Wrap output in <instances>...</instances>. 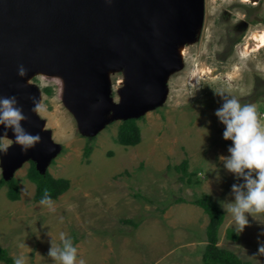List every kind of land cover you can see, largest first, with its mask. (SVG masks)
Instances as JSON below:
<instances>
[{
  "label": "rangeland",
  "instance_id": "374dc122",
  "mask_svg": "<svg viewBox=\"0 0 264 264\" xmlns=\"http://www.w3.org/2000/svg\"><path fill=\"white\" fill-rule=\"evenodd\" d=\"M261 30L264 0H203L200 25L176 42L184 53L167 73L164 101L133 118L117 116L111 108L100 128H85L70 111L60 76L30 79L42 96L36 115L54 151L44 166L27 157L11 172L3 171L0 157L5 181L0 184V247L13 263L22 255L26 264H54L48 256L51 240L60 244L63 233L78 250L77 264H204L209 218L190 202L206 196L225 214L218 246L250 264H264L259 252L264 214L248 215L240 231L227 211L232 185L243 181L223 166L220 157L229 155L231 141L223 139L225 126L215 116L223 103L216 93H224L255 105L264 126V44L256 39ZM124 70L107 72L111 107L121 100ZM129 119L140 128L135 145L119 140L120 126ZM31 162L40 173L69 180V188L50 205L33 200ZM184 163L185 171L179 170ZM11 179L17 199L9 197ZM181 198L185 202L177 201ZM228 229L237 237L230 238Z\"/></svg>",
  "mask_w": 264,
  "mask_h": 264
},
{
  "label": "water",
  "instance_id": "95a60500",
  "mask_svg": "<svg viewBox=\"0 0 264 264\" xmlns=\"http://www.w3.org/2000/svg\"><path fill=\"white\" fill-rule=\"evenodd\" d=\"M202 14L203 0H0V97L15 95L27 117L22 126L40 136L27 152L13 141L3 171L27 157L44 166L54 151L31 111L39 90L23 83L28 74L63 78L64 103L87 129L100 128L111 108L139 116L164 101L167 73L181 63L176 42L197 29ZM124 66L121 100L111 107L107 72Z\"/></svg>",
  "mask_w": 264,
  "mask_h": 264
},
{
  "label": "clouds",
  "instance_id": "9594fccd",
  "mask_svg": "<svg viewBox=\"0 0 264 264\" xmlns=\"http://www.w3.org/2000/svg\"><path fill=\"white\" fill-rule=\"evenodd\" d=\"M25 72V68L20 66L18 75L23 77ZM216 94L223 97V103L215 111V116L225 126L223 139L231 141V146L228 147L229 155L220 159L227 171L234 174L237 180L243 181L232 185L233 200L228 203L227 211L231 214L234 224L243 231L249 223L248 215L264 214V126L258 120L255 105H242L236 97L224 93ZM32 104L33 113H38L43 107L35 98L32 99ZM26 119L15 95L0 97V128L3 129L0 133V157L7 155L13 141L22 152H27L39 143V134L32 135L22 126ZM9 131L14 139H6ZM51 203V198L45 193L40 204ZM59 239L58 245L51 240L48 256L54 264H77L78 250L72 239L63 233ZM259 252L264 254V243L261 244ZM14 264H26V257H16ZM79 264H83V261Z\"/></svg>",
  "mask_w": 264,
  "mask_h": 264
},
{
  "label": "trees",
  "instance_id": "16d2710c",
  "mask_svg": "<svg viewBox=\"0 0 264 264\" xmlns=\"http://www.w3.org/2000/svg\"><path fill=\"white\" fill-rule=\"evenodd\" d=\"M46 91L49 92V89ZM119 140L124 144L135 145L140 142V128L136 124L134 119H129L121 124L119 129ZM89 149L85 147V154H88ZM186 163L181 166H177L179 170L185 171ZM29 178L36 184V190L33 196L34 201H41L45 193L51 199H56L60 194L65 192L69 188L68 179H55L49 172L40 173L34 163H30ZM5 183L3 179L0 180V184ZM16 181L11 179L8 181L9 197L11 199L18 198V190L16 187ZM178 202H185L183 198L177 199ZM191 204L200 206L207 214L209 221L206 226V246L202 254V260L204 264H250L249 261L241 260L234 252L221 248L218 246L219 229L224 222L225 214L222 209L210 198V197H197L193 199ZM126 222L133 223L131 219H127ZM228 236L237 237L234 231L228 229ZM0 260L6 264H14L13 258L8 256L7 250L0 247Z\"/></svg>",
  "mask_w": 264,
  "mask_h": 264
},
{
  "label": "bare ground",
  "instance_id": "6f19581e",
  "mask_svg": "<svg viewBox=\"0 0 264 264\" xmlns=\"http://www.w3.org/2000/svg\"><path fill=\"white\" fill-rule=\"evenodd\" d=\"M256 39H257V41H258V43H259V45L261 46V45H263L264 44V30H261L260 32H257L256 33ZM182 44H179L178 46H177V49H176V56L179 58V59H181V57H182V52H183V48H181L180 50H179V47L181 46ZM182 51V52H181ZM184 53V52H183ZM39 71V69H36V70H34L32 73H30V74H28L27 76H26V78L23 80V83L25 84V85H28L29 83V80L30 79H32L33 77H36L37 75H39V74H43L42 72H38ZM45 75V74H44ZM62 87H63V95H64V92L66 91V88H67V82L65 81V82H63V78H62ZM38 92V91H37ZM37 100H39L40 101V103H41V100H42V96H41V94H40V92L38 93V96H37V98H36Z\"/></svg>",
  "mask_w": 264,
  "mask_h": 264
}]
</instances>
